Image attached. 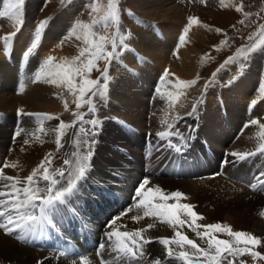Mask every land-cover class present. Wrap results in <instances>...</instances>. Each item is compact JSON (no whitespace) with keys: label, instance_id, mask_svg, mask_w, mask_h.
Wrapping results in <instances>:
<instances>
[{"label":"bare ground","instance_id":"bare-ground-1","mask_svg":"<svg viewBox=\"0 0 264 264\" xmlns=\"http://www.w3.org/2000/svg\"><path fill=\"white\" fill-rule=\"evenodd\" d=\"M42 2L43 0H40L39 3L34 0L32 5L36 7L39 6L40 8ZM176 2V0H146V2L143 3V5L146 6V10L143 14H150L154 18L162 19L164 24H156V26H154L149 23L146 30L142 29L135 33L131 40L134 50L131 53L125 54L123 58V61L126 60L125 62L128 65H133V69H124L122 66L118 65V67L121 68V73L119 76L115 77L116 79L113 81L108 112L109 115L111 114V116L121 117L131 124L128 125L129 127L127 125L124 126V128H127L128 130V134L126 133V140H130L131 134L139 135L141 132L146 133L148 120L143 117H145L147 111L148 100L153 99L152 108L154 103H156L158 110L173 112L174 114L179 111L181 107V100L179 97V88H181L180 81L182 80V77H184L183 75L185 72H183V69L189 71L195 69V60L190 57V55L196 54L195 50H190L189 48L185 52L183 50V44L185 42L181 43V39L183 38L184 41L186 38L184 36L186 31L183 33V30H181L184 14L176 5ZM35 11L36 10L33 6L30 7L26 21L11 42H9L7 55L4 50V42L0 41V112L8 110L16 111L15 107L17 104L21 105L23 110L27 111H39L41 113L59 112L61 110V97L69 92L66 84L57 86L51 83L32 82V77L40 69V66L43 63L42 60L44 58L47 59L52 57H44L47 54L45 52L46 50H50L57 57H60L57 44L66 33L67 27H69V16L59 15L58 18L52 21L42 32L40 43L37 46L40 50L39 54H29L28 58L25 60L24 53L33 39ZM148 63L151 65L149 69L139 67ZM56 64L60 63L55 59L53 60V65ZM261 65L262 64L255 65V67L248 72L246 77H243L237 82L238 84H236L235 87H244L243 89L245 92L241 93L242 101L244 103L241 105L233 104L232 108H229L230 116L228 117L227 115H224L223 120L224 122H227L224 124V128L227 132L223 129L218 110H216V107L211 108L203 131L205 135L204 139L201 138L202 135H195L193 138L191 137L192 139H197V146L195 147L197 155H194V152L190 151L191 149L186 150L185 153H180L176 149L178 143L175 138L178 139V135L175 134V125L178 120L168 128L157 131L154 134L150 132V130L146 133L143 158L137 156L139 159H143V166L137 163L139 160L136 158L123 156L122 153L119 154V157H116L118 154L104 156L102 151L98 154V157L91 158L90 168L85 177L79 181L77 190L68 198L65 204L58 206V208L51 214L52 225H55L56 223L62 226L70 224L71 222L73 225L70 226H75V223H80L81 226L85 224L81 223L85 220L78 218L82 215V207L83 205L90 203L91 205L89 207H93V205L95 206L94 201H96L95 199L86 196L88 193L84 192L85 186H88L94 193H100V191L105 190V193L110 200L113 196H116L121 204L126 201L125 206H127L129 203V197H127V194L133 184L131 183L130 187L127 185L133 181V178L128 179L127 182H125L127 178H131L127 177L130 169L127 168L128 170H126V172L123 170L124 166L129 165L128 167L133 166V169H145L146 174L149 176V180L154 176L156 179L157 176L162 178L164 175L171 177H165L163 180L157 179L154 182L152 181L150 189L158 187L163 190L165 195H167V190L170 188L173 189V187H179V190H181L179 192L182 194L186 192L189 193L190 196L193 197V203H198L200 209L201 207L206 206V208H209L212 211V215H210L212 221L222 220L228 224L234 225L236 228L251 230L258 234V236H264V222H258L253 219V214L257 210L259 211V209L264 208V183L260 182L262 178L261 173H264V152L256 149L248 152L249 155L245 159H240L236 155L232 154L231 156L229 150L225 148V145L229 143V138H231L232 135L235 136L232 143H236L239 138H241L238 143L239 147H242L243 143L246 145V148H250L252 145L256 146L257 142H255V140L259 138H250L244 134V132L247 131V126L253 124L252 121L264 123V118L260 114L261 110H264V104L261 105L255 113V105L253 108H248V110H246V105L251 101L246 90L249 89V87H252L258 89L257 91H261V85L264 83V76L261 73ZM165 73L168 75L167 78L164 81L162 79L159 80L160 76L162 75L163 77ZM170 79L173 82V86L170 90H167L165 81H169ZM21 81L26 85L23 93H19V85ZM125 81L127 82V86L124 85ZM158 83H161V85L158 86L159 88L157 87V93H155V86ZM251 83L253 84L250 86ZM16 86V91H14L13 88ZM5 92L6 94H4ZM12 92H14L15 95L17 93L23 95L16 98ZM231 94H233V92H231ZM259 96L262 97L264 94L262 95L259 93ZM169 98L173 99L172 105L169 104ZM150 117L151 116H148L149 119ZM14 118L16 120L17 116ZM24 119L25 118H23V121ZM20 120H22V118H20ZM110 120L115 124L119 122L117 118ZM115 120L118 121L115 122ZM150 123L153 128L152 131L158 129L159 125H157L155 118L150 119ZM241 126H243V128L240 130ZM199 127L201 131L203 127L198 125V129ZM111 128L116 130V127L113 125ZM150 128L151 126L149 125V129ZM50 129L51 127H49V130ZM257 129L256 136L262 131L260 126H258ZM158 133H165V136L161 137ZM8 135L9 134H7L5 130H0V137L2 140L5 141L6 139L7 142ZM51 136L52 134H43V138H41V136L39 141L30 138L28 139V144H25V140H22V146L20 144L18 147H15L13 149L14 152L12 151L10 155L6 151V147L0 142V167H3L5 162L8 164L17 163V167L15 168L4 167L3 174L6 176L18 177L22 180L25 177L23 175L25 170L29 171L30 168L28 167H34L39 161L41 155L50 148L49 146H51L52 142ZM206 139L210 142L209 144ZM41 140L44 141V143H42ZM156 145H160L162 152L156 153ZM229 145H231V143ZM220 147H222L223 150H221ZM104 148L108 150L109 146ZM201 148L202 150L204 148V150L202 151ZM21 149H23V151H21ZM123 150V153H129L128 149ZM234 150L239 151L238 148H235ZM30 151L32 152L31 155H29ZM108 152L110 154V151ZM237 154L242 155L245 153L239 152ZM261 155L263 158L260 162H249L250 160L254 161ZM227 163L228 167L226 168ZM158 165L160 171L156 172ZM190 165H193V167L187 172ZM99 168L102 170L100 171ZM224 169L230 172H228L227 175H223ZM166 170L168 172H166ZM110 171L118 172L119 177L114 176ZM141 171L142 170H140V172ZM120 172H124L125 174ZM99 173L102 175L107 174L104 175L107 177L109 175L111 178L110 180L113 182L112 184L107 183L108 186L106 189H102L103 185L100 186L99 182H97L100 181L99 177H102ZM143 175L145 174L143 173ZM208 175H211V177L208 178ZM177 176L181 177L178 179L187 180L185 177H191L193 179L191 180L189 178L192 182L180 181V183H176L172 181L175 180ZM221 176H223L221 183H205L202 185H196L193 183V181L201 183L204 182V180L220 179ZM258 177L259 180L257 179ZM103 182L105 181L103 180ZM4 183L8 182L0 180V190H4ZM158 183L159 186L157 185ZM121 184L123 185L121 186ZM147 184H145L144 188L141 190V195L137 197L138 199L140 198V201L132 204L127 210L122 208V212L126 211L121 215H126L123 219L121 218L122 223L119 222L121 221L119 218L114 223H111L110 220H112L111 217L113 214L109 217L99 215L96 222H93L89 227L86 225L84 226V232L80 231L77 233L79 238L82 235L87 234L90 237H94L92 240L95 239L97 242L103 241L105 246L101 251L105 254L108 253L107 250L109 247L111 250L113 249L114 242L112 241L115 240V235L111 238H109L108 235H104L106 240L101 239V241H99L102 237L97 234H105V232L131 233L143 230L141 231L142 238H135L137 245L141 244L143 241L142 239H145L143 241L145 244L148 239H151L153 240L151 243L153 245L146 248V251H148L150 256H153L155 259L158 258L161 261V264H178L174 259L171 260L168 259L169 257H166L167 255L164 248L159 243L161 238H166V236L170 234V231H168L170 226L168 227L167 223L157 215L149 214L146 216V211L151 212L156 211V209H153L152 206L147 203H145V205L140 204L142 200L145 202L148 200L153 202L154 200L153 196H150L148 193L149 189L147 188ZM252 184H256L255 189L250 187ZM110 188L113 189L110 190ZM169 202L171 203L169 205H176V202L173 204V199ZM163 203L162 200L156 197V204L162 205ZM137 217H139V219H136ZM156 219L159 221H156ZM118 223L120 225L117 227ZM149 225L152 227H149ZM71 230L72 229L68 228L67 232ZM74 230L75 229H73V231ZM54 234L56 235V237H54L55 239L39 238L40 241L38 239H35V241L25 239L22 242L17 238L14 239V237L6 235L3 229H0V259H4L13 264H66L65 261L68 259L67 256L71 255L72 252H68L67 256L60 253V256L58 255L57 258H55L52 256V249L55 250L57 247L67 248V245L73 241V237L62 233L57 236V232H54ZM78 243L82 244L81 241ZM86 244H88V242L83 243V245ZM36 245L38 246L37 248H35ZM141 247L144 251L145 245L142 244ZM115 257L116 253L113 254L112 257H109L108 254L105 255V259H102L104 262L103 264H114ZM79 259V257H76L72 260V263L81 264ZM87 261H89L90 264H96L95 258L87 257Z\"/></svg>","mask_w":264,"mask_h":264},{"label":"rangeland","instance_id":"rangeland-1","mask_svg":"<svg viewBox=\"0 0 264 264\" xmlns=\"http://www.w3.org/2000/svg\"><path fill=\"white\" fill-rule=\"evenodd\" d=\"M33 1L34 0H24V3L20 8L21 20H23L22 26L27 19V13L29 12L30 7L33 6V8H35L36 10L35 11L36 14L34 17V22H33L34 29H33L32 37H34V34L38 26L41 24V22L47 21V24L42 30L43 32L45 28L48 27L52 21L58 18L59 15L69 16L68 17L69 27H67L66 33L63 35V37L57 44L58 53L60 54V57H57L50 50L45 51L47 54L44 57L52 56V58H54L53 60L56 59L60 64H62L65 58H68L70 60L74 57L79 56L80 51L88 47V45H86L83 42V40L76 38L77 35H82L80 29H76L75 35L69 36V34L73 30V26L78 21L83 22V23L90 22L91 20L90 10L87 6L90 3H92V0H43L40 8L39 6L36 7L32 5ZM35 1H37V3L40 2V0H35ZM148 1H152V0H148ZM176 1H177L176 5L180 8V10H182L184 14V19L181 25V28H182L181 30H183V33H184L187 29V31L184 34L186 38L183 41L185 42L183 44V50L185 52L189 48L190 50H195L196 54L190 55V57L193 60H195V69H192L191 71L187 69H183V72L185 71L183 75L184 77H182V80L180 81L181 88H179L180 90L179 97L181 100V107L176 114H174L173 112H168V111H164L160 109L158 110L156 103H154V106L152 108V104H153V99H152V100H148L147 111H146L145 117L143 116L142 117L148 120L146 133L150 130V132H152L153 134L157 131H161L165 128H168L173 123H176L178 118L182 116H187L186 117L187 122H190V120L196 121V117H199L198 125H200L203 128L200 131V127H199L197 131L200 134V136L202 135L201 138L204 139L205 135L203 131L206 125L207 116L209 115V111L211 110V108L216 107V110H218V113H219V118L222 121L223 129L225 130V132H227V130L224 128V124L227 123V122H224L223 120L224 115L225 116L227 115L228 117L230 116L229 108H232L233 104L241 105L242 103H244L242 101L241 93H244L245 90L243 89L244 87H239V88L235 87L236 84H238L237 82H239L243 77H246L248 72L252 68H254L255 65L262 64L261 68L263 69H261V73L263 74L264 72V66H263L264 50H262L264 46L257 47L255 50H253L248 55V58L237 57L238 50H241V49L247 50L254 43H257L258 41L261 40V35H260L261 26L264 25V0H223V3L221 2V0H176ZM5 2L6 0H0V11L3 10V5ZM145 2L146 0H119V5H118L119 19H120L119 29H120V32L125 35L124 45H126V47L118 45L117 52L119 54L115 56V58L112 59L109 64H107V74L110 79L106 82L107 83L106 99H101L99 95L92 96L91 92H89L84 97V100H87L89 98L92 99V102L95 104V107H96L95 114L89 112L88 110L89 105L87 104H84L83 107L77 109L75 103L73 102L76 99V97H74L70 92H68L69 94L67 93L61 97V110L59 112L47 113V114H51L54 117H58V119L43 120V118H41V122H38L36 117L22 114V117H21L22 120L19 121V119H17V123H15L14 117L17 116L18 110L23 109V107L18 104L15 107L16 111L8 110L5 112H0V125H1L0 130H3V131L5 130L7 134H9L7 138V142H6V139L4 141L1 139V137H0V142L2 143L4 147H6V151L8 152L9 155L11 154L12 151L14 152L13 149L15 147H18L22 143L21 142L22 140L24 141V140H28L31 138L32 140L35 139L39 141V139L31 135L37 128L43 127L46 133L52 134L51 136L52 142H51V146H49L50 148L41 155L39 161L34 167H28L30 168L29 171L25 170L23 174L25 176L24 178L30 175L32 172V169L37 168V166L41 163V161L45 160L46 156L48 160L50 161V164L46 163L45 167H48L50 171L59 172L60 170H63L65 173V176L70 177V174L72 173L73 167L75 165V161L77 159V155H85L89 151L92 153V151L96 147L95 142H96L97 147L93 151L91 158L98 157V154L101 153L102 151H103L104 156L118 154L116 157H119V154L122 153L123 156H128V157L130 156V158L132 157V158L138 159L139 162L137 163L143 166V159H139V157L137 156H141L143 158V154L145 150L144 140H145L146 133L141 132L139 135L131 134L130 140H126L127 138L126 133L128 134V130L127 128H124V126L126 125L128 126L130 123H128L127 120L121 117L111 116V114L109 115L108 111L110 107V99H111L110 92L112 91L113 81L114 79H116L115 77L119 76V74L121 73V68L118 67V65L122 66L124 69L134 68L133 65L132 66L128 65L125 62L126 61L125 59H124L125 61H123V58L125 54L131 53L134 50L131 40L134 37L135 33H137V31H140L142 29L146 30L149 23L154 26H156V24H164V21L162 19L154 18L150 14L148 15L143 14V12L146 10V6L143 5V3ZM238 7L241 8V11L236 10ZM246 14H249V15H246ZM190 18H196L198 20V23L194 21H190ZM13 23L14 22L11 21L9 18H0V37L2 34H4L3 35L4 37L6 34H9V31L15 30V28L12 26ZM22 26H20L19 30L21 29ZM217 29H219L220 31H217ZM93 30L100 32V34H104L103 30L100 29L98 26L94 28ZM114 31H115V28H109L108 30L109 35H111V33ZM17 32L19 31H16V33ZM129 33H130V36L128 35ZM250 36L252 37V39L249 38ZM3 37L0 38V41L2 42H4L3 40H1L3 39ZM66 37L68 38L66 39ZM39 43H40V40L38 44ZM108 50L111 51L110 45L108 47ZM39 51L40 50L36 47L30 55H33V54L37 55L39 54ZM230 57L234 58L233 62L226 63V61H228ZM87 59H88V53H85V55L81 57V61L86 62ZM45 60L46 58H44L42 61L44 62ZM96 63L98 64L100 71H97L94 68L91 71L89 78L99 79L100 84L102 85L105 83V81L101 73L105 68L106 62L104 60H98ZM139 67L140 68L145 67L149 69L151 65L150 63H148V64H143L142 66H139ZM213 74H215V77H213ZM167 76L168 75H164L162 77L161 75L159 80L162 79L164 81L167 78ZM206 78L209 80V82L206 81ZM79 82H80V78L77 77L75 79V83H79ZM165 82H166V89L170 90L173 86V82L171 81V79ZM126 84L127 82L125 81L124 85L127 86ZM252 84L253 83H251L250 86ZM160 85L161 83L156 84L155 93H157V87ZM16 88L17 87H14L13 90L16 91ZM257 90L258 89H255L252 87H249V89L246 90V93H248V95L251 98V101H249V103L246 105V110H248L249 105L252 104L253 100L257 101L255 104L256 109L254 110V113L257 112V109L261 105L264 104V96L262 97L259 96V93L262 95L264 93L262 91H257ZM231 92H233V94H231ZM12 93L14 96H16V98L23 95V94H18V93L15 95L14 92ZM4 94H6V92ZM172 100H173L172 98H169L170 105H172ZM65 101L68 104V110H65V106H64ZM107 103H108V107H107ZM30 111L24 110V113H41L39 111H31V112ZM74 112L84 114V121L78 122L77 118L73 115ZM260 114L264 118V110H261ZM148 116H151L150 119L152 118L156 119V123L157 125H159L158 129L152 131L153 128H152V125L150 123V119L148 118ZM191 117L193 118L190 119ZM23 118H25L24 121H23ZM113 118H117L119 122H117L118 120L117 121L115 120V122L117 123L116 124L113 123V121L110 120ZM91 119H98L100 121L99 125L93 128L91 124L87 123V121ZM61 121H63L67 125H74V127H68L65 130L64 134L62 136H59V146H58L56 141H57L59 134L56 131H54V129L57 128V126L60 124ZM7 125H8V128H7ZM112 125L116 127V130L111 128ZM149 125L151 126L150 129H149ZM260 125H264V123L258 122V124H252L251 126H247L248 129L246 132H244V134H246L250 138H256V137L259 138L255 140V142H257L256 146L252 145L250 148H246V145L243 143L242 147H239L238 143L241 138H239V140L236 143H232L233 139L235 138L234 135H232V137L229 138V143L225 145V148L229 150L231 156L233 153H239V152L248 153V152L254 151L256 149H259L260 145L264 144V136L261 135V133L264 132V129H262L260 134H258L257 136L255 135L257 134V130H258L257 127ZM103 126L104 128H102L101 130V127ZM175 126L177 127V124ZM49 127H51L50 130H49ZM179 127H181V131L184 129L185 133L189 129L188 128L189 126H185V120H182L179 123ZM14 128H18V130L20 131L19 136H15V133L18 130L15 131ZM242 128L243 126L240 127V130ZM81 129H84L85 131L82 132ZM180 133H183V132H180ZM43 134L44 133L42 132H38L37 136L39 138L42 136L41 138H43ZM248 134H252V135H248ZM192 140H193L191 142L192 146L196 147L197 139H192ZM218 141H221V140H218ZM41 142L44 143V141L42 140ZM12 143H14L13 146L10 145ZM209 143L210 142L208 141V144ZM230 143L231 145H229ZM160 145H156V148H155L156 153L162 152ZM184 145L191 146L187 142ZM106 146H109L108 150L104 148ZM220 148L221 150H223L222 147ZM235 148H238L239 151H235L234 150ZM123 149L124 150L128 149L129 153H123L122 152ZM192 149L190 151H193ZM108 151H110V154ZM49 153L51 154L50 156L48 155ZM31 154L32 152L30 151L29 155ZM196 155H197V150H196ZM262 158L263 157L261 155V156H258L254 161L250 160L249 162H260ZM55 159H56V162L52 164L51 160H55ZM66 160L71 162L70 165L65 164ZM90 165H91V161H90ZM128 166L129 165L124 166V170H123L124 172L128 170L127 169L129 168ZM157 167L158 168H156V172H159L160 171L159 165ZM191 167H193V165H190L187 169L188 171L187 170L186 171L189 172L190 171L189 169H191ZM227 167H228V163H227L226 168ZM225 169H224L223 175H227V173L230 172ZM101 170L102 169H100V171ZM186 171H183V172H186ZM136 172L137 170H134L131 173L135 174ZM166 172L168 171L166 170ZM42 173H43V169H40L37 173V179H39L38 186L43 189L46 186V182L40 179V176ZM115 173L119 174L118 172H115ZM115 173L113 175H115ZM138 173H139V170H138ZM104 175H107V174H103L102 177H99L101 178L100 180L109 182L108 178H110V176L108 175V178H104V177H107ZM139 176H141V179L138 178L139 184L138 186L134 187V190L136 191L134 195H136L137 190L140 187L139 185L143 181L149 178L146 175H143V173L142 174L139 173ZM127 177H133V181L130 182L129 185H127L130 187L131 183L132 184L135 183V180L137 177L136 176L134 177L133 174L132 176L128 175ZM24 178L22 179V181L24 180ZM54 178L57 180H60V185H58V187L66 183V181L61 179L59 175H56ZM167 178H171V177H167ZM157 179L163 180L165 179V177L163 176L162 178H160L157 176ZM157 179L155 178V176L151 177L150 180L148 179L147 188L150 189V185L152 181L154 182ZM190 179L192 180L193 178H190ZM190 179H187V180L175 179L172 181L176 183L177 182L180 183V181L192 182ZM222 179H223V176H221L220 179L204 180V182H201V183L193 181V183L196 185L197 184L202 185L205 183L216 184V183H221ZM168 180H171V179H168ZM261 181H264V176H262ZM122 185L123 184H121V186ZM157 185L159 186V183ZM107 186L108 185H106V188ZM103 188L106 189L105 186L102 187V189ZM88 189L89 187L85 186L84 192H87ZM111 189L113 188H110V190ZM179 191H181L179 190V187H176V188L173 187V189L170 188L169 190H167L166 194L168 195V194L179 192ZM90 193L89 195L92 196V198H96V197L99 198L102 204L107 202V200H105L106 199V196L104 195L105 192H103L104 194L103 193L98 194L99 196L97 194H94V192H90ZM145 195H146V192H145ZM183 195L185 196V198L178 199V200L173 199L174 201L173 204L176 202L175 203L176 205L194 206L192 210L198 215L204 217V219L197 220L195 222L196 224L208 225V224L218 223V224H222L225 226H230L234 232L242 231V232L251 233L255 237L260 238L261 240L260 246L263 247V252H259L257 250H252V249H250V251L258 252L260 253V257H264V236H258V234H256L255 232L251 230H243V229L236 228L234 225L228 224L222 220L212 221L210 218V215H212L211 214L212 211L209 208H206L205 206V207H201L200 209L198 203L196 202L193 203L194 202L193 197L190 196L189 193L186 192V193H183ZM153 199H152L153 202L151 201V203L152 205H156V197H153ZM133 200L137 202V201H140V198L138 200L137 198H133ZM171 200L172 199L163 201L164 202L163 204L169 205L171 204L169 202ZM87 206L89 207L90 204H87ZM88 207H85V208H87L89 211L90 208ZM107 207L109 206L102 205V208L98 206L100 211L104 209L105 212H107L105 210L107 209ZM124 212L125 211H123V213ZM95 213L97 212L93 211L91 217L86 216L85 214L84 216L86 219L94 221L93 217H96ZM262 213H264V208L260 209L259 211H256L253 214V219L258 222H264V215H262ZM121 214L117 216V219L120 218ZM178 214H179L180 220L185 221V223L183 224V226L176 225V227H172L167 223L168 227L170 226L168 228V231H170V234H168L166 238L178 239V237L175 236V232L179 231L182 234L186 235L189 239L193 240L200 247L207 248L208 247V236L214 235L217 239H221V240H227L230 237H232V236H229L226 232L211 233L209 231L208 236H204L202 238V236L197 235V233L203 234L205 233L206 229H204L203 227L195 228V225L192 223V217L187 215L182 209H178ZM116 215L117 214L114 213V215L111 218H113ZM125 216L126 215L122 216V219ZM122 219L121 221H119L120 223H122ZM156 221H159V220L156 219ZM119 225L120 224L118 223L117 227ZM194 228L195 230H193ZM170 247L172 249L173 256L169 258L167 256V258L171 260L174 259V261L180 264H181V261L178 259L180 252L186 251V252L192 253L195 251L194 249H191L189 245H184L183 247H180L176 244H170ZM210 251L214 253L215 250L213 248V249H210ZM224 255H227V253H225ZM260 257L253 258L249 253H244L242 255H236L234 258L229 257V259L233 260V264H264V259H261ZM153 259L155 258L153 256H150V254L148 253V257L144 258L142 262L145 264H149V262H152ZM193 259L195 260V257H193ZM0 264H13V263L6 261L4 259L2 260L0 259ZM222 264H227V261H223Z\"/></svg>","mask_w":264,"mask_h":264},{"label":"snow or ice","instance_id":"snow-or-ice-1","mask_svg":"<svg viewBox=\"0 0 264 264\" xmlns=\"http://www.w3.org/2000/svg\"><path fill=\"white\" fill-rule=\"evenodd\" d=\"M223 3V0H221ZM24 0H6L3 5V10L0 11V18H9L14 23L12 26L15 28L11 34H6L3 37L4 41V50L5 54H8L9 42L16 35V31H19L20 26H22L20 8L23 5ZM119 0H92L87 7L90 10L91 20L89 23H83L78 21L74 26L73 30L70 32L69 36L76 34V29H80L82 35H77V39L83 40V42L88 45V47L80 51L79 56L72 59L65 58L62 64L53 65L52 57L47 58L40 69L32 77V82H44L51 83L57 86L61 84H66L69 92L76 97L73 101L76 105V108L79 109L84 106V104L89 105V112L95 114L96 107L92 102V99L89 98L84 100V97L91 92L92 96L99 95L101 99H106V90H107V81L110 79L107 74V64L111 62L119 53L117 52L118 45L124 46L125 35L120 32L119 29ZM237 11H241V8L238 7ZM249 15V14H246ZM190 21L198 23L196 18H190ZM243 22V21H241ZM47 21L41 22L38 26L33 41L30 46L26 49L24 53V59L26 60L37 47L38 42L41 38V33ZM99 27L103 30L104 34H100L98 31L93 29ZM109 28H115V31L109 35ZM187 31V29H186ZM217 31H220L217 29ZM130 36V33L128 34ZM261 40L257 43H254L247 50L241 49L237 52V57L248 58V55L255 50L257 47L264 46V25L261 26ZM68 37H66L67 39ZM252 39V37H249ZM183 43V38L181 39ZM111 47V51L108 50V47ZM264 50V48H262ZM88 53V59L86 62L81 61V57ZM234 58H229L226 63L233 62ZM98 60H104L106 62L105 68L102 71L101 75L105 81L104 84H100L99 79H90V73L95 68L97 71H100ZM243 67V66H241ZM167 75V73H165ZM79 77L80 82L75 83V79ZM215 77V74H213ZM25 83L21 81L19 85V93H23L25 90ZM261 91L264 92V83L261 85ZM257 101L253 100L252 105H255ZM65 110H68V104L64 102ZM18 114H25L28 116H34L37 118L38 122H41V118L44 120L58 119L51 114L47 113H24L23 109L18 110ZM73 115L77 118L78 122L84 121V114L74 112ZM87 123L91 124L93 128L97 127L100 123L98 119L88 120ZM253 124H257L258 121H252ZM68 127H74V125H67L63 121L57 126L54 131L59 135L57 138V145L59 146V136H62L65 130ZM261 129H264V125H260ZM81 131H85L81 129ZM38 132H42L45 135L47 134L43 127L37 128L31 135L37 139ZM87 134V133H85ZM20 131L18 130L15 133V136H19ZM161 137L165 136V133H158ZM264 136V132L261 133ZM15 139V137H14ZM25 144H28L29 141L25 140ZM259 151L264 152V144L260 145ZM23 151V149H21ZM51 155L50 153L48 154ZM233 155L238 156L240 159H245L249 154H237ZM90 158L91 152L89 151L85 155H77L73 171L70 174V177H66L63 170L59 172L50 171L48 167H45L46 163L50 164L47 156L44 161L33 169L31 174L28 175L22 181L18 177L6 176L3 174L4 167H17V163L8 164L5 162L3 167H0V180L6 181L8 183L3 184V189L0 190V229H3L6 235H11L17 232L20 233H31L37 226L44 228L47 225L52 224L51 214L58 208V206L63 205L67 202L68 198L77 190V185L80 180H82L87 171L90 168ZM70 161L66 160L65 164L70 165ZM40 169H43V173L40 176V179L46 182V186L42 189L39 185V179H37V173ZM59 175L61 179L65 180L66 183L62 186L60 185V180L55 179L54 177ZM264 176V173H261ZM259 180V177L257 178ZM264 183V181H260ZM148 181L145 180L141 183L139 189L137 190V196L141 195V190L144 188V185ZM23 185V186H20ZM253 189L256 188V184L250 185ZM43 193V195H42ZM148 193L150 196L158 197L162 201L168 199H182L185 198L182 193L174 192L168 195L163 193V190L160 188L149 189ZM37 201L39 203H37ZM151 205L156 211L145 212V215H157L164 222L168 223L172 227L176 225H183L185 221L180 220L178 209H182L187 215L192 217V223L195 225V228L203 227L206 229L205 233L201 235L208 236L209 231L211 233L217 232H226L229 236L234 238L236 245H253L258 246L261 244V240L258 237H255L251 233L242 232V231H233L230 226H225L222 224L214 223L208 225H199L195 222L197 220L204 219V217L195 213L192 209V205H167V204H156L152 205L151 200L145 202L142 200L141 205ZM39 208V214H34V210ZM264 215V213H262ZM136 219H139L137 217ZM115 221H113L114 223ZM149 227H152L149 225ZM195 228L193 230H195ZM141 231L135 232H113L108 233L109 238L113 235L117 237V242L113 245V251L116 253L115 261L116 264H142V261L145 258V253L142 247L137 245V237H141ZM175 236L178 239L170 238H161L159 243L163 246L164 251L168 257H172V249L170 244H176L180 247L184 245H189L191 249L195 251L192 253L182 251L179 253L178 259L181 261V264H222L223 261H227V264H233V260L229 257H235L236 255H242L244 253H249L253 258L260 257V253L255 251H250L248 247L238 248L234 247L233 243L228 240L217 239L214 235L208 236V247L202 248L197 245L193 240L189 239L186 235L181 232H175ZM16 238L22 242L26 239L25 235H16ZM142 238V237H141ZM103 248V245H101ZM214 248V253L210 249ZM227 253V255H224ZM195 257V260L193 259ZM264 259V257H260ZM81 264H90L87 261L86 257H81ZM151 264H161V261L156 258L153 259Z\"/></svg>","mask_w":264,"mask_h":264}]
</instances>
